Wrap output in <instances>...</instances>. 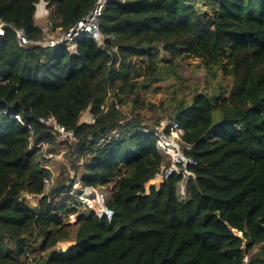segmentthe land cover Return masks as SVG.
<instances>
[{
	"label": "trees",
	"instance_id": "16d2710c",
	"mask_svg": "<svg viewBox=\"0 0 264 264\" xmlns=\"http://www.w3.org/2000/svg\"><path fill=\"white\" fill-rule=\"evenodd\" d=\"M39 1L0 0V264H264V0H107L102 46L84 34L75 54L37 44ZM43 1L50 31L64 33L98 0ZM189 60L204 90L178 75ZM167 81V99L146 100ZM86 111L91 124L80 122ZM48 119L74 134L63 156L75 176L64 166L44 193L45 155L58 153ZM164 120L194 162L183 200L179 175L148 184L163 162L154 131ZM77 177L111 186V221L68 195Z\"/></svg>",
	"mask_w": 264,
	"mask_h": 264
},
{
	"label": "built area",
	"instance_id": "2783aa9c",
	"mask_svg": "<svg viewBox=\"0 0 264 264\" xmlns=\"http://www.w3.org/2000/svg\"><path fill=\"white\" fill-rule=\"evenodd\" d=\"M106 1L107 0H98L95 7L67 32L58 33L59 35L57 34L56 36H52L48 39H46V36H44L43 40L38 41L37 44L44 48H54L58 45H64L68 53L75 54V43L76 41L81 39L84 34H88L96 42H100L101 37L98 31V19L101 16V12ZM39 3L42 4V12H40V14H37V4L35 6L34 18L35 20H43V25H45L46 23L49 27L50 23L47 22V3L43 0H40ZM41 29L43 33L46 32V30H44L45 28L42 27ZM15 34L19 46H23L29 43V41L25 38L21 31H15ZM1 36H3V23L0 22V37ZM100 109L102 111H105L107 109V103L101 105ZM15 118L19 120L18 117ZM41 121L48 125L51 130L58 136V153L45 155V158L54 159L60 156L65 145H70L76 141L73 132L66 130L55 120L48 119L47 121ZM93 122L94 119L91 116L89 121L83 123L91 124ZM117 136L118 133L113 131L111 132L110 136L103 138L100 142H108L112 139V137ZM154 136L156 148L163 158V162L159 167V171L148 182V184L150 186H153L155 189H158L161 183L167 180L170 176L174 174L179 175L182 181L179 183L177 190L179 192L180 199L183 200L186 196L185 181L189 178H194V175L188 170V166L193 164L194 162L186 156V151L189 150L190 147L182 141V131L174 122H170L167 120L162 121L159 126L156 127ZM37 147H41L44 150L46 149L47 145L45 143H40L39 145H37ZM80 164H82V161H80ZM43 168L51 173V176L49 178L43 180L44 193H47L54 183L55 173L50 164L43 165ZM70 174L71 179H74L75 173L71 172ZM106 189L108 188L81 185L77 177V179L71 185V189L70 191H68V195L76 199L79 204L80 210L90 211L99 219H106L107 221H111L113 211L106 205V201L109 196L106 193ZM24 197L27 204L28 200L30 199H34L37 204L39 198L28 194H25ZM71 218H74V216H71ZM68 248L64 249L62 247V244H57L54 247V250L59 253H65ZM243 264H248L247 257L244 258Z\"/></svg>",
	"mask_w": 264,
	"mask_h": 264
},
{
	"label": "rangeland",
	"instance_id": "374dc122",
	"mask_svg": "<svg viewBox=\"0 0 264 264\" xmlns=\"http://www.w3.org/2000/svg\"><path fill=\"white\" fill-rule=\"evenodd\" d=\"M38 4H40V3H38ZM47 11H48L47 22L49 23L50 22V16L52 15L53 10L52 11L47 10ZM35 21H36V24L39 25V27H40L41 24H40L39 20H35ZM43 28H45L44 30H46V32H44L46 39H48L52 36H56L59 33V32H51L50 28L47 26L46 23H45V25H43ZM178 75H180V77L184 80V83H186L188 86L196 87L200 91L204 90L206 77H205L204 70L201 68L200 62L198 60H189V61L185 62L184 64H182L178 68ZM160 86L162 87L163 91L159 94H156V95L147 94L145 96L147 101H149L151 103H157L160 99H167L168 98L169 92L171 89L170 83L167 81V82L161 83ZM125 110L126 111L130 110L128 104L125 105ZM88 113L89 112L86 111L82 114V116L80 117V122L83 118H85V116L88 115ZM146 116H150V115L146 114ZM65 153H66V148H63V151H62L60 156H58L54 159H49V164H50L51 168L53 169V171L55 172V177L58 175L59 172H61L63 170L64 166L69 167L68 161L63 156ZM71 172L75 173V171L69 167V174ZM77 174H78V176L81 175L82 171H78ZM70 178H71V174H70ZM110 187L111 186H109L108 189H106L107 195H109ZM28 204L34 206L36 204V201L34 199H30V200H28ZM68 221H69V223L73 224L75 222V218L70 217ZM71 230H72V232H75L76 229H75V227H72ZM61 244L62 245L66 244V248H68L70 245L73 244V242L70 241V242L58 243V245H61Z\"/></svg>",
	"mask_w": 264,
	"mask_h": 264
},
{
	"label": "crops",
	"instance_id": "0c3cea01",
	"mask_svg": "<svg viewBox=\"0 0 264 264\" xmlns=\"http://www.w3.org/2000/svg\"><path fill=\"white\" fill-rule=\"evenodd\" d=\"M39 22H40V24H41L40 28H42V27H43V20H39ZM35 23H36V21H35ZM36 25H37V24H36ZM37 26H39V25H37ZM123 110H125V108H123ZM90 118H91V115L88 113V115L85 116V118H83V119L81 120V123L89 121ZM54 173H55V172H54Z\"/></svg>",
	"mask_w": 264,
	"mask_h": 264
},
{
	"label": "bare ground",
	"instance_id": "6f19581e",
	"mask_svg": "<svg viewBox=\"0 0 264 264\" xmlns=\"http://www.w3.org/2000/svg\"><path fill=\"white\" fill-rule=\"evenodd\" d=\"M37 9V14H40V12H42V4H38L36 6ZM62 247L65 249L66 248V244H63Z\"/></svg>",
	"mask_w": 264,
	"mask_h": 264
},
{
	"label": "water",
	"instance_id": "95a60500",
	"mask_svg": "<svg viewBox=\"0 0 264 264\" xmlns=\"http://www.w3.org/2000/svg\"><path fill=\"white\" fill-rule=\"evenodd\" d=\"M101 37V36H100ZM99 46H102V39L100 42H97Z\"/></svg>",
	"mask_w": 264,
	"mask_h": 264
}]
</instances>
